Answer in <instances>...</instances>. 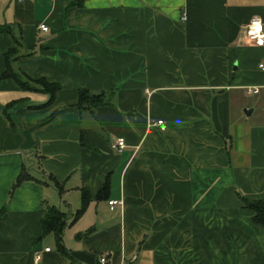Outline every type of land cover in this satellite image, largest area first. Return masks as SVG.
Wrapping results in <instances>:
<instances>
[{
  "label": "crops",
  "instance_id": "0c3cea01",
  "mask_svg": "<svg viewBox=\"0 0 264 264\" xmlns=\"http://www.w3.org/2000/svg\"><path fill=\"white\" fill-rule=\"evenodd\" d=\"M254 16L264 0H0V264H264L239 199L264 203ZM79 89L108 103L79 108ZM83 193L62 251L43 209Z\"/></svg>",
  "mask_w": 264,
  "mask_h": 264
},
{
  "label": "trees",
  "instance_id": "16d2710c",
  "mask_svg": "<svg viewBox=\"0 0 264 264\" xmlns=\"http://www.w3.org/2000/svg\"><path fill=\"white\" fill-rule=\"evenodd\" d=\"M15 44L19 45V41L15 38ZM13 49L8 50L4 54V60L7 65V70L5 73L2 74V76H11L15 78V74L11 71L9 68V57L12 53ZM39 82L43 86L45 90H47L52 97L53 92L58 88L57 84L54 83H46L43 79H40ZM78 93V99H77V107L79 108H86L90 109L92 107L105 105L108 103L107 95L100 91V92H89L85 89H79L77 91ZM29 175L25 174L22 170L20 173L16 176L14 179L11 190H13L18 184H20L23 180L28 179ZM102 190V189H101ZM57 191L60 193L61 191L59 188H57ZM240 202L242 206L246 209H249L252 211V217L251 220L254 224L260 225L264 227V203L261 200L258 199H245L243 197H240ZM86 203V196L83 193L82 196V203L81 206L70 216H67L64 212H61L59 209L53 206H48L43 209V214L41 218V227L43 233L45 232H51L55 236V240L57 243V247L63 251V247L61 245V234L63 228L66 226L68 221L72 222L74 221L78 215L82 212L84 206Z\"/></svg>",
  "mask_w": 264,
  "mask_h": 264
},
{
  "label": "built area",
  "instance_id": "2783aa9c",
  "mask_svg": "<svg viewBox=\"0 0 264 264\" xmlns=\"http://www.w3.org/2000/svg\"><path fill=\"white\" fill-rule=\"evenodd\" d=\"M17 1H21V0H17ZM181 20H184L185 19V16L184 14H182ZM37 28L39 30H42V31H45L47 29V27L40 23L38 24ZM243 33H244V36L245 38L253 45L255 46H264V28H263V23L261 22V20L254 16V17H251L244 25V28H243ZM258 67L262 70H264V62H260L258 63ZM258 87L257 86H252V87H246L245 88V92L246 93H256L258 92ZM157 125L159 126L160 128L162 127V120H156L154 123H152V125ZM124 143H123V139L120 138V137H117L116 139H114L110 146L113 150L115 151H119L122 147H123ZM263 181H264V175H263ZM116 203L115 201H108V204L109 205H112ZM47 250V248L45 249ZM39 258V254L38 253H35V256H34V262L33 264H36L37 260ZM104 258H100L99 259V262L100 263H104Z\"/></svg>",
  "mask_w": 264,
  "mask_h": 264
}]
</instances>
